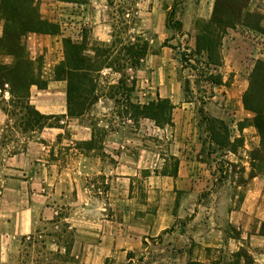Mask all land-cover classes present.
Here are the masks:
<instances>
[{
  "label": "rangeland",
  "instance_id": "1",
  "mask_svg": "<svg viewBox=\"0 0 264 264\" xmlns=\"http://www.w3.org/2000/svg\"><path fill=\"white\" fill-rule=\"evenodd\" d=\"M138 2L76 0L67 7L59 0H44L41 14L59 25V34L52 35L50 40L23 37L45 81L51 79L52 62L63 58V38L81 41L86 37L88 41L92 20L109 30L111 39L106 45L117 41L111 53V59L117 63L104 68L106 74L100 73L98 101L104 104L94 105L80 118H66L64 129L22 133L14 126L19 123L20 114L8 117L0 99V116H4L0 126V264H22L26 249L22 238L30 234L45 243L44 249L40 247L42 243L35 245L44 253L38 255L44 260L41 264H225L232 259L233 251L228 249H207L205 253V250L200 252V247L194 253L192 249L203 246L200 242L216 231L237 236L236 228L227 224L222 212L238 206L243 195L242 185L250 176L251 168L246 174V167L258 164L252 157L259 145H252L248 131L253 115L240 111L237 104L242 97L240 91L248 86L255 62L264 61V35L243 24L248 21L246 13L259 14L252 10L255 0L248 1L241 23L228 29L222 37L223 61L216 70L205 66V55L189 53L195 46L201 23L197 25L198 33L188 34L177 45L176 40L167 43L175 49L179 47L181 86L185 101L192 103L190 109L197 122L191 125V131L195 132L193 148L199 150L200 164L190 182L184 176L183 184L162 174L174 168L176 157L170 152L174 130L167 125L159 127L147 118L134 123L123 113L124 96L129 92L109 88L120 78L126 88L133 86V91L146 88L141 78L137 82L135 78L134 85L131 84L135 68L126 63L127 57L122 51L128 40L133 41L130 36L139 33L136 28ZM261 2L264 4V0ZM255 22V18L249 20V23ZM95 46L87 43L86 53L92 55L91 49ZM3 61L8 63L10 59ZM211 74L221 75L223 84L208 81ZM34 87L30 102L36 109L40 104L45 110L50 108L46 101L53 97L54 108L50 109L60 111L63 104L60 87H52L42 94L35 92ZM4 98L8 100L7 93ZM130 98L139 102L136 101L138 94L130 92ZM204 117L214 123L207 126ZM211 127L219 134V146L210 141L207 131ZM58 134H61L60 141L56 139ZM89 134V139H82ZM110 134H115L118 140L127 139L124 148L119 146L112 154L125 150L130 154L127 160L131 161L129 168L113 174L107 170L118 159L104 151L109 148ZM149 165L152 167L146 168ZM261 165L256 168L257 173L263 171ZM64 224L73 233L70 258L66 261L58 238ZM128 246L130 251L122 253ZM58 250L61 258L54 255ZM33 257H36L34 252Z\"/></svg>",
  "mask_w": 264,
  "mask_h": 264
},
{
  "label": "trees",
  "instance_id": "2",
  "mask_svg": "<svg viewBox=\"0 0 264 264\" xmlns=\"http://www.w3.org/2000/svg\"><path fill=\"white\" fill-rule=\"evenodd\" d=\"M62 2H76V0H59ZM249 0H214L212 12L209 20L201 23L199 33L196 35L195 47L190 49V54L205 55L203 63L205 66H212L214 70L222 65L220 53V44L225 32L241 23L243 10L246 8ZM252 18L255 23H249ZM243 24L264 35V27L261 25V16L257 13H246ZM0 23H2V33L0 35V99L5 106L2 110L7 116L20 114L17 125L22 133L40 132L45 128L64 129V120L66 118H80L88 112L99 100L101 94L100 73L104 68L112 67L117 60L111 59V53L117 41L113 40L109 45H96L92 48V55L87 54L86 37L81 41H74L70 37L63 38V58L54 66V79L66 83V113L62 115L43 114L38 111L30 102V88L36 86L38 89H45L47 81L41 78L38 68L28 57L26 47L22 41L27 33L38 34H59L58 24L44 19L39 12V0H0ZM166 26L176 31H181L182 24L174 17L173 8L166 15ZM133 41L128 40L123 46L127 60L126 63L132 68L140 67L142 60L149 51L148 40L142 34L131 35ZM122 44V41H118ZM168 40L163 42L168 46ZM184 55H182L183 58ZM4 58H10V62L2 61ZM119 66V64H118ZM119 68H124L120 67ZM120 72V70H115ZM208 81L215 85H222L221 75H209ZM135 80H131L134 85ZM110 90L116 88L129 92L124 96V114L134 123L142 118L152 120L157 126L163 127L170 125L172 121V112L174 105L169 99L157 98L141 104L133 102L130 98V92L133 86L126 88L122 78L116 85H111ZM7 93L8 100L4 98ZM116 94V92L114 93ZM111 98L114 95H110ZM242 105L245 110L252 113V123L260 137L259 147L253 150L254 158L258 164H251L250 176L257 174V167L262 163L264 170V61L257 60L249 74V83L241 97ZM117 102V100H116ZM207 126L214 123L208 117H204ZM220 125L223 121L219 120ZM207 131L210 141L212 140L218 146L220 144L219 134H216L213 127ZM60 141L61 134L56 137ZM90 145V142L87 144ZM174 159V168L171 172L163 171V175L172 177L177 176L178 160ZM255 163V162H254ZM260 234L264 236V222L260 224ZM58 238L63 244L66 261L70 258V251L73 245V233L68 226L64 224ZM239 239V235L235 237ZM42 243L41 248H45V243L39 240L36 235L30 234L22 238L24 249V260L22 264H41L44 260L38 258V255L44 253L35 245ZM36 257L32 258V252ZM61 258L60 250L54 254ZM41 257V256H40ZM193 264H202L194 262ZM212 264H218L213 262ZM225 264H255L253 255L248 245L245 243L239 249L232 253V259Z\"/></svg>",
  "mask_w": 264,
  "mask_h": 264
},
{
  "label": "crops",
  "instance_id": "3",
  "mask_svg": "<svg viewBox=\"0 0 264 264\" xmlns=\"http://www.w3.org/2000/svg\"><path fill=\"white\" fill-rule=\"evenodd\" d=\"M43 1L44 0H41V3L39 4V10L41 17L46 19L42 16V9H40V7L43 8ZM63 3H65L67 7L70 4L69 2ZM212 4L213 0H139L137 5L138 21L136 22V28L138 29V32L148 40L149 51L142 60L140 67L135 68L132 72L134 75L132 78H136V82L141 78V82L146 88L140 92L137 90L132 91V94L139 95V99H136V101H139L141 104L156 100L159 97L169 99L174 105L172 121L171 124L167 126H169L171 130H174L171 139L172 143H170V146L172 147L170 148V152L178 159V167L176 178H171L172 181L177 184H183L186 181V178L184 177L186 175L190 182L194 177L193 173H196L198 164H200V161L197 159L199 150H196V147L193 148V144L195 143V132L191 131V125H194L197 122L196 118H193V112L190 109L192 103L185 101V94L181 86L179 76L181 64L178 58L179 47L176 46L175 49L172 46H164L163 42L165 40H168V42L176 40L177 45L179 42L183 41L184 37L188 36V34L193 35L198 33L197 25L199 22L209 20L212 12ZM172 8L174 10L175 19L182 24L181 31H176V35L174 32L175 29L166 26V15ZM252 10L261 15V23L264 25V4L261 0H255L252 5ZM85 14L86 11L83 10L82 15L84 16ZM89 25L90 36L88 37V41L86 40L88 44L106 45L110 42L111 35L109 30L105 28V25H99V23L93 20L90 21ZM1 33L2 23H0V35ZM26 35L33 40L53 39L51 34L27 33ZM189 44L191 45V36ZM192 47L194 48L195 46ZM27 54L30 60L33 61V56H30L28 51ZM57 61L58 59L54 60L50 65L51 67L49 66V71L52 74L49 75L51 79L47 81V87L45 89H38L36 86H31L30 88V93L32 94H30V98L33 97V87L35 88V92L39 91L38 93L40 94L50 91L52 87H60L62 90L63 104L60 111L53 112L50 109L54 108V99L51 97L46 101L48 102V107H50H46L47 110H45L43 104L36 106L42 113L64 114L66 112V83L54 79L53 66L58 63ZM42 77L43 75H41V78ZM244 90L245 89L243 88V90L240 91L241 94H243ZM99 103L104 104V101H98L95 105H98ZM237 104L240 111H246L248 113V111L244 109L240 99L237 101ZM2 119H4V116H0V126ZM151 123H153V121ZM248 131L250 132V141H252V145L258 146L260 143V137L257 134L255 127L250 125ZM89 138L90 134L89 136L84 135V138L82 139L86 140ZM121 139H123V141L118 140L115 134L108 135L107 145L109 148L104 149L106 153L111 154L116 160L118 159V162H116L112 168L107 170L112 174L118 173L119 169L129 168L131 165V161L127 160L130 158V154H126V152H124L125 150H121L118 154H112L119 146L122 149L124 148L127 139ZM182 156L184 157V160H182ZM186 157L188 159H186ZM151 167V165L146 166V168ZM250 168L251 167L248 166L246 167V174L250 171ZM240 187L241 186H239V188ZM242 188L243 195L238 206L235 209L228 210V212H222V216L227 219V224L236 228L239 239L227 236L223 230L216 231V233L208 235L205 237L204 241L200 242V245L203 246L194 247L192 253L197 252V248L199 247L200 252L201 250H205L204 253L207 252V249L212 250L213 248H224L228 249V251L234 252L245 243L248 245L250 252L254 257L255 264H264V236H262L259 231L260 224L264 222V170L256 175L248 176V178L246 177V182L242 185ZM130 249L131 247L128 246L126 250L122 251V253L127 250L130 251Z\"/></svg>",
  "mask_w": 264,
  "mask_h": 264
},
{
  "label": "built area",
  "instance_id": "4",
  "mask_svg": "<svg viewBox=\"0 0 264 264\" xmlns=\"http://www.w3.org/2000/svg\"><path fill=\"white\" fill-rule=\"evenodd\" d=\"M106 73H107V69H104V70L101 71V74H103V75L106 74Z\"/></svg>",
  "mask_w": 264,
  "mask_h": 264
}]
</instances>
